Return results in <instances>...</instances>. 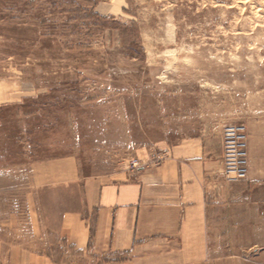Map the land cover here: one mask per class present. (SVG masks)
<instances>
[{
	"label": "rangeland",
	"instance_id": "374dc122",
	"mask_svg": "<svg viewBox=\"0 0 264 264\" xmlns=\"http://www.w3.org/2000/svg\"><path fill=\"white\" fill-rule=\"evenodd\" d=\"M0 81L28 87L0 106V164L12 168L1 187L67 156L81 176L125 179L230 123L245 125L264 179V0H0ZM44 247L84 261L57 238Z\"/></svg>",
	"mask_w": 264,
	"mask_h": 264
},
{
	"label": "crops",
	"instance_id": "0c3cea01",
	"mask_svg": "<svg viewBox=\"0 0 264 264\" xmlns=\"http://www.w3.org/2000/svg\"><path fill=\"white\" fill-rule=\"evenodd\" d=\"M27 91L0 81V106ZM159 159L125 179L81 176L71 156L34 160L20 167L29 179L13 188L1 187L12 168L0 164V257L76 264L44 247L54 237L82 264L102 255L121 256L115 264H237L236 253L243 264H264V179L250 170L248 180H224L222 135L184 138Z\"/></svg>",
	"mask_w": 264,
	"mask_h": 264
},
{
	"label": "built area",
	"instance_id": "2783aa9c",
	"mask_svg": "<svg viewBox=\"0 0 264 264\" xmlns=\"http://www.w3.org/2000/svg\"><path fill=\"white\" fill-rule=\"evenodd\" d=\"M223 177L228 183L248 180L250 175L249 135L245 125L226 124L222 131ZM160 159L156 160L159 162ZM138 161L135 162L137 166ZM142 167V166H141ZM0 264H6L0 259Z\"/></svg>",
	"mask_w": 264,
	"mask_h": 264
},
{
	"label": "trees",
	"instance_id": "16d2710c",
	"mask_svg": "<svg viewBox=\"0 0 264 264\" xmlns=\"http://www.w3.org/2000/svg\"><path fill=\"white\" fill-rule=\"evenodd\" d=\"M86 2H87V0H86Z\"/></svg>",
	"mask_w": 264,
	"mask_h": 264
}]
</instances>
